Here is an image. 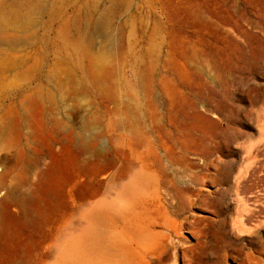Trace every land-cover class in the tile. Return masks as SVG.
Segmentation results:
<instances>
[{"label": "rangeland", "instance_id": "obj_1", "mask_svg": "<svg viewBox=\"0 0 264 264\" xmlns=\"http://www.w3.org/2000/svg\"><path fill=\"white\" fill-rule=\"evenodd\" d=\"M31 1L0 43V201L28 202L0 264H264V0Z\"/></svg>", "mask_w": 264, "mask_h": 264}, {"label": "bare ground", "instance_id": "obj_2", "mask_svg": "<svg viewBox=\"0 0 264 264\" xmlns=\"http://www.w3.org/2000/svg\"><path fill=\"white\" fill-rule=\"evenodd\" d=\"M32 7H33V3L31 0H0V43H7V44H13L14 43L15 35L13 34V32H10L9 30H7V28L10 27V28L14 29V28H17V27H20L21 25H23L25 23V14H26V12H29ZM11 31H13V30H11ZM223 64L229 69L235 66V62L232 60H226ZM243 64H244V67H247L250 69H253V67H254V64L248 60H244ZM1 65H2L3 69H5L7 66H9L8 64H1ZM201 71L204 72L205 70L201 69ZM99 76H100V74H99ZM99 76H98V79L102 78L101 76L100 77ZM33 100L28 101L30 104L28 105L27 111H26V115H27L28 121H29L27 124V130H28L27 132L29 134H34V133L38 134L40 132L41 125H42L41 120H40V114L42 111V104H41V102L39 103V102L33 101ZM18 126H19V121L16 118H12L10 123H9V129H12L11 133L13 135L15 134V137H13V138L11 137V143L14 145L18 144V136L16 133ZM2 135L3 134L0 131V137H2ZM66 154H67L66 151H63V153H61V154L52 152L50 154L49 163L46 165V168L45 169L36 168L34 170L32 180L30 181V183L28 184V186L25 190L26 191V197L28 198V199L26 198L27 201L33 200V202L36 206H40V205L44 204L45 196L47 195V193H50V191L52 192L54 189V188L52 189V185L54 182V179L52 177V175H53L52 173L55 172L56 170H63L64 169V159H66L65 158ZM22 158H23V153L18 152L15 167L19 168L20 166H22ZM78 160H79V158H78ZM7 173H8V171L5 170L2 174H0V186H2L3 178L7 175ZM20 176L24 177V174H22ZM68 177L70 179L72 176L69 175ZM22 179H23V181H25V178H22ZM22 192H23V190H22ZM27 203L28 202H25L22 199L17 200L16 198L13 197L12 192L8 191L6 193V196L0 201V212H2V215H0V225L4 221H5V223H8V224L14 223L15 218L10 217V213H12V207H18L19 210H23V214H24L26 209L23 206H26ZM99 216L97 215V213L92 215V218L94 220L93 223H95V221L98 219ZM2 220H4V221H2ZM93 223H91L87 226V228H86L87 235H92L94 233V227L95 226Z\"/></svg>", "mask_w": 264, "mask_h": 264}, {"label": "crops", "instance_id": "obj_3", "mask_svg": "<svg viewBox=\"0 0 264 264\" xmlns=\"http://www.w3.org/2000/svg\"><path fill=\"white\" fill-rule=\"evenodd\" d=\"M257 191H258V187H257V189H256Z\"/></svg>", "mask_w": 264, "mask_h": 264}]
</instances>
